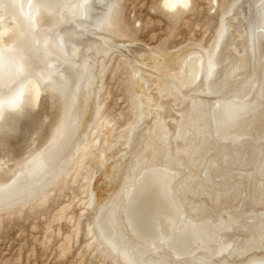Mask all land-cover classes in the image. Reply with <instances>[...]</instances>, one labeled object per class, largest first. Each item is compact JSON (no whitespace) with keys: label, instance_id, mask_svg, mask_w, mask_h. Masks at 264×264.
Returning <instances> with one entry per match:
<instances>
[{"label":"bare ground","instance_id":"6f19581e","mask_svg":"<svg viewBox=\"0 0 264 264\" xmlns=\"http://www.w3.org/2000/svg\"><path fill=\"white\" fill-rule=\"evenodd\" d=\"M188 2L163 0L167 9ZM239 5L209 55L150 53L153 81L140 86L154 92L137 103L109 171L115 189L92 222L124 264H264V0ZM112 6L0 0V207L50 185L73 156L94 107L98 55L109 59L115 43L95 30Z\"/></svg>","mask_w":264,"mask_h":264},{"label":"rangeland","instance_id":"374dc122","mask_svg":"<svg viewBox=\"0 0 264 264\" xmlns=\"http://www.w3.org/2000/svg\"><path fill=\"white\" fill-rule=\"evenodd\" d=\"M240 1L189 0L186 7L167 9L163 0H113L109 18L96 34L117 44L110 47L109 59L102 56L103 61L98 55L97 63L94 58L99 69L94 107L71 148H76L73 156L55 180L0 207V264H124L101 243L92 222L97 207L115 189L117 179L110 181L108 175L123 159L125 137L137 121V103L146 90L150 95L153 89L150 86L149 92L140 86L143 81H153L150 55L170 56L197 49L209 55L220 22ZM239 7L243 10L245 3ZM234 17L228 18L229 35ZM42 98L40 103L45 93ZM173 120H168L172 131Z\"/></svg>","mask_w":264,"mask_h":264},{"label":"water","instance_id":"95a60500","mask_svg":"<svg viewBox=\"0 0 264 264\" xmlns=\"http://www.w3.org/2000/svg\"><path fill=\"white\" fill-rule=\"evenodd\" d=\"M257 6V5H256ZM255 7V6H254ZM253 7V8H254ZM253 8H252V10H253ZM169 15H171V16H173V17H176V16H178L179 14H174V13H171V14H169ZM106 17V16H105ZM108 18V16L106 17V18H103V22H104V20L105 19H107ZM102 22V23H103ZM102 26V25H101ZM101 26L99 27V28H97V29H95L96 31L97 30H100L101 29ZM83 27H86V23L83 25ZM226 30L224 31L225 33H224V36L221 38V40H220V42H219V45H218V51L221 49V47H222V44H223V42L225 41V39H226V37L229 35V29H228V27H226L225 28ZM72 43H74V42H72ZM257 43H256V41H255V39H254V46L256 45ZM74 45H72L71 47H73ZM75 48V47H74ZM76 49V48H75ZM88 53H90V50H88ZM217 53V52H216ZM74 59H73V61L74 62H76V56L74 55ZM65 65V64H64ZM216 68H214V70H215ZM212 75V74H211ZM204 76H202V80H203V84H204V82H206L208 79H210V78H208L207 79V76H205L204 78H203Z\"/></svg>","mask_w":264,"mask_h":264}]
</instances>
